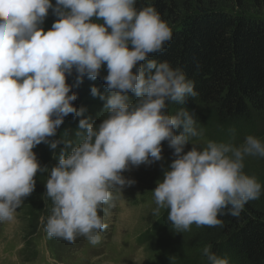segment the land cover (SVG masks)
Masks as SVG:
<instances>
[{
	"label": "clouds",
	"instance_id": "clouds-1",
	"mask_svg": "<svg viewBox=\"0 0 264 264\" xmlns=\"http://www.w3.org/2000/svg\"><path fill=\"white\" fill-rule=\"evenodd\" d=\"M136 4L0 0V223L16 221L17 210L35 190L37 173H48L44 196L52 206L46 220L41 217L47 237L99 244L108 227L101 213L114 206L113 190L135 183L123 173L160 161L165 140L175 159L153 191L152 215L168 209L176 233L194 224L220 226L222 215L239 217L249 201L260 198L264 188L245 173L244 161L264 158V141L248 135L239 145L192 142L203 129L185 109L172 114L168 107L196 96L194 83L181 68L154 58L173 31L154 6ZM49 9L57 19L45 31L41 25ZM105 66L106 94L91 88L92 96L105 101L102 122L82 118L74 134L65 131L53 139L66 116L82 117L86 111L73 104L77 93L67 77L75 72L76 84L85 76L96 80ZM189 142L193 147L185 152ZM41 143L58 160L50 169L33 151ZM202 252L207 264H229L211 245Z\"/></svg>",
	"mask_w": 264,
	"mask_h": 264
},
{
	"label": "trees",
	"instance_id": "trees-1",
	"mask_svg": "<svg viewBox=\"0 0 264 264\" xmlns=\"http://www.w3.org/2000/svg\"><path fill=\"white\" fill-rule=\"evenodd\" d=\"M243 1L137 0L136 4L138 9L154 6L173 31L172 40L154 58L181 68L194 83L196 96L186 98L184 104L170 103L169 112L183 108L192 114L203 107L205 117L200 121L206 132L214 140L233 144L253 132L252 112L264 111V18L233 12ZM254 1L264 4V0ZM106 74L105 66L96 80L85 76L76 84L75 72L67 77L72 91L77 93L73 101L77 108L104 106V100L92 96L91 88L96 86L106 94ZM129 95L136 99L134 94ZM86 117L91 116L69 114L59 130L64 133L68 121L76 130L79 120ZM168 211L164 219L167 223L154 224L156 232L170 225ZM220 219L222 225L208 227L205 236L211 250L229 264H264V196L249 201L239 217L222 215ZM200 261L196 254L168 259L167 264H201ZM159 263L163 264L162 260Z\"/></svg>",
	"mask_w": 264,
	"mask_h": 264
},
{
	"label": "rangeland",
	"instance_id": "rangeland-1",
	"mask_svg": "<svg viewBox=\"0 0 264 264\" xmlns=\"http://www.w3.org/2000/svg\"><path fill=\"white\" fill-rule=\"evenodd\" d=\"M52 3L55 5L56 0H52ZM232 10L248 16L264 18V4L255 3L254 0H244L239 9ZM56 19L53 10L49 9V14L41 27L45 31L51 29ZM85 109L84 113L90 114L97 125L106 115L101 113L102 105L88 106ZM192 115L197 121V127L203 129V135L192 138V142L214 140L200 121L205 117V108L198 107ZM250 120L253 132L245 134L242 142L248 135H254L264 141V111L260 113L253 111ZM64 130L70 131V134L75 132L69 121L66 122ZM182 131L181 127L176 130V134ZM64 133L58 129L53 139H61ZM163 142L160 161L150 165L141 164L139 167L132 166L123 173L126 178L135 180V183L126 186L123 191L113 190L114 206L108 208L106 205V214L101 213L108 227L100 233L101 241L97 245L90 244L83 237H78L75 243L47 237L41 217L46 220L52 206L51 201L44 196L48 173L38 172L35 177V190L17 210L16 221L11 224L0 223V264H160L161 260L162 263L166 260L163 264H167L168 259L196 254L200 255L201 264H207V258L202 252L204 246L210 245L209 240L205 239L208 233L207 226L197 227L194 224L190 231L176 233L170 224L163 230L155 231L157 224L156 226L154 224L157 221L159 226H163L164 222L167 223L164 219L168 209H162L159 216L152 215V209L156 206L153 191L158 186V181L163 179L165 169L175 159L174 150L168 146L166 140ZM192 142L186 144L185 152L192 149ZM63 146L61 143L54 151L59 153ZM33 151L37 154L41 166L50 169L58 163V160L53 158V150L44 143L36 146ZM244 163L245 173L254 175L264 188V158L247 157ZM262 196L264 190L260 197Z\"/></svg>",
	"mask_w": 264,
	"mask_h": 264
}]
</instances>
